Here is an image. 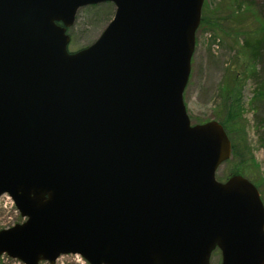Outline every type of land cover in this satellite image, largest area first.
I'll list each match as a JSON object with an SVG mask.
<instances>
[{"label": "water", "instance_id": "95a60500", "mask_svg": "<svg viewBox=\"0 0 264 264\" xmlns=\"http://www.w3.org/2000/svg\"><path fill=\"white\" fill-rule=\"evenodd\" d=\"M111 2L69 51L77 10ZM203 0H0V255L53 264H264V205L221 123L183 100Z\"/></svg>", "mask_w": 264, "mask_h": 264}, {"label": "rangeland", "instance_id": "374dc122", "mask_svg": "<svg viewBox=\"0 0 264 264\" xmlns=\"http://www.w3.org/2000/svg\"><path fill=\"white\" fill-rule=\"evenodd\" d=\"M203 0L204 19L195 32V46L191 58V71L183 91V100L192 124L216 120L224 109L234 114L232 121L243 125L244 135H236L239 159L251 154L254 171L252 178L264 204V145L260 142L257 120L264 118V101L254 99L255 81L247 77L251 68L249 54L241 46L245 37H257L264 32V23L256 8L261 0ZM110 7L104 4L85 6L77 11L70 28V50H77L92 43L112 17ZM202 13V14H203ZM264 78V57L257 66ZM229 75L234 81L228 84ZM231 89L230 98L219 97L224 86ZM243 155V156H242ZM230 161V160H229ZM235 162V163H233ZM242 161L221 163L215 173L223 181ZM235 165V166H234ZM19 211L9 195H0V229L21 222ZM221 254L213 250L210 264H220ZM0 264H24L8 255L0 256ZM39 264H50L40 261ZM53 264H88L80 255L62 254Z\"/></svg>", "mask_w": 264, "mask_h": 264}, {"label": "trees", "instance_id": "16d2710c", "mask_svg": "<svg viewBox=\"0 0 264 264\" xmlns=\"http://www.w3.org/2000/svg\"><path fill=\"white\" fill-rule=\"evenodd\" d=\"M234 2H236V0ZM241 3H242V0L239 5H241ZM102 4L110 7L108 14H111V12L113 11L112 5L109 2L102 3ZM91 6H96V5H91ZM205 7H206V4L204 5V8ZM204 8H202L200 23L204 19L203 17ZM256 10L258 14L261 16V18L263 19V23H264V0L260 1L259 7H257ZM241 46L243 47V49L244 48L246 49V52L249 54L248 56L251 62V68L248 70L247 77H252V79L255 81V85L253 89L255 93L254 99H256L257 102H262L264 101V78H262L261 76L262 74H260V71L258 70L257 66L260 62L263 61V57H264V32L262 33V35H259L257 37H245ZM226 76L228 77L229 75H226ZM233 78H231L230 76L228 77V84L231 80L234 81ZM228 84L224 86V89L220 90V93H219L220 98L221 97L230 98L231 89L228 86ZM228 107L229 106H227V109H224L223 112L217 115L218 121L222 123L223 127L225 128L231 140V147H232L231 156L227 160V162H230L232 160L242 161L239 164L238 162L235 164L238 166H236L237 168L234 170V173H241L250 178V176H252V173L254 171L253 161L251 160V154L249 151H246L244 155H246L247 157H245L244 160L243 159L240 160L238 157L239 154L237 152V145H236V139H235L236 135L238 134L244 135L243 125L241 124L236 125L237 124L236 120L232 121L231 116H233L234 114L230 111V109L228 110ZM257 124H258L257 126L258 130H260V136H259L260 142H262L264 145V118L258 119ZM251 180L254 182L252 178Z\"/></svg>", "mask_w": 264, "mask_h": 264}]
</instances>
